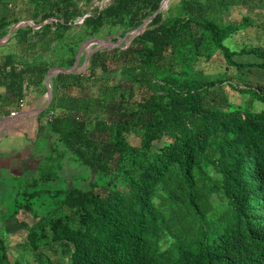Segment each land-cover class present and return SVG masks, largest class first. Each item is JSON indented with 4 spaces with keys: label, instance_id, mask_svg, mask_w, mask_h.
Here are the masks:
<instances>
[{
    "label": "trees",
    "instance_id": "trees-1",
    "mask_svg": "<svg viewBox=\"0 0 264 264\" xmlns=\"http://www.w3.org/2000/svg\"><path fill=\"white\" fill-rule=\"evenodd\" d=\"M161 3L27 1L38 27L30 40L31 26L16 27L15 44L35 54L9 53L0 64V86L19 100L24 80L44 94L50 70L80 67L83 42L133 37L94 49L81 71L51 76L36 143L57 156L2 187L15 198L0 221V264H264V83L205 79L197 67L224 60L263 71L264 44L245 40L235 50L224 40L263 31L264 0H178L157 11ZM252 53L263 60H235ZM225 83L248 99L231 105ZM58 96L85 104L61 109ZM46 158L58 165L40 164ZM69 161L89 169L70 185L61 170ZM10 219L26 230L24 258L14 262L2 227Z\"/></svg>",
    "mask_w": 264,
    "mask_h": 264
},
{
    "label": "crops",
    "instance_id": "crops-1",
    "mask_svg": "<svg viewBox=\"0 0 264 264\" xmlns=\"http://www.w3.org/2000/svg\"><path fill=\"white\" fill-rule=\"evenodd\" d=\"M27 1L0 0V23L4 19L10 22L9 28H0V64L5 55L9 53L18 57L24 55L33 56L35 54L28 44V49L22 48L24 44L21 47L15 44L16 37H14V32L16 27L31 26L33 29L27 34L29 40L31 39L29 35L38 27L26 14V7H28ZM5 30L6 33H4ZM262 33H264V30ZM35 49L41 50L37 45ZM19 80L21 81V79ZM49 82L50 87H53L54 90L56 81L52 86L50 77ZM23 85L25 94L22 98L24 100V106L22 108L19 107L20 100L14 97L5 85L0 86V180L10 175L11 177L21 176L28 170H35L40 159L45 156L37 148L36 143L38 124L40 120L42 121V118L38 116L41 112L38 113L36 110L46 103L48 98L47 88L46 92L42 94L33 85H27L26 80H24ZM52 96H54L53 91ZM68 99L73 100L70 97L58 96L55 99L56 105L59 108H65L68 106ZM12 112L15 113L12 114ZM8 182L4 181L0 183V194L3 190L2 187Z\"/></svg>",
    "mask_w": 264,
    "mask_h": 264
},
{
    "label": "rangeland",
    "instance_id": "rangeland-1",
    "mask_svg": "<svg viewBox=\"0 0 264 264\" xmlns=\"http://www.w3.org/2000/svg\"><path fill=\"white\" fill-rule=\"evenodd\" d=\"M107 0H100V3H102V5L104 4V2ZM178 0H162V10H165L169 3H176ZM99 1H95V4L98 3ZM234 17H238L237 14L233 15ZM111 29H105L104 33L110 31ZM103 33V34H104ZM246 34V35H245ZM112 36L109 35L106 38L103 37H96L93 38L91 41L87 40L85 42L82 43V50L79 53V56H84V60H86L88 62V57L90 52H92L94 49H96V47H100V46H107V47H113L115 45H119L121 42L125 41L126 38L122 37L119 38L117 43L118 44H113L111 41ZM99 40V41H98ZM245 40H249V42L251 44H264V33H262V31L257 30L256 28H249L248 31L246 32V30L243 31H239L237 34L234 35V37H227L224 40V43L229 46L231 49H239L242 46V42L245 43ZM127 41V40H126ZM3 42V41H1ZM130 41L128 40L127 43H129ZM100 43V44H98ZM48 44H44L43 48H48L47 46ZM80 50V48H79ZM264 51V50H263ZM261 56H257L256 54L252 53V54H242V55H238L235 56V60L237 62H250V61H261L263 60V58H260ZM84 63V61H83ZM83 63L80 65V67L77 65L75 67H77V69L79 71L85 69V66L83 65ZM87 64V63H86ZM198 68L203 70V77L205 79H214L215 77H217L218 75L222 74V77H224L226 80L231 81L237 85H244V83H248L250 82L251 84H256L258 82H263L264 83V70H241L239 68H236L235 66H227V64L225 63L224 60H220V61H202L198 66ZM249 75V76H248ZM248 76V77H247ZM218 86H214L212 87L213 89L211 90V96H218ZM97 92L99 91V94H101L100 89L97 88L96 89ZM221 95L223 94L224 97L226 98V100L231 104V105H238V104H243L247 99H248V94H244V93H240L235 89H232L231 87H229L227 85V83L223 84V89ZM88 92V91H87ZM90 93V92H88ZM86 94V91L81 92V97L84 98ZM95 94V93H94ZM91 95V93H90ZM93 95V94H92ZM97 96V95H96ZM68 106H74L75 104H85V101L82 99H68ZM261 104L258 103V101H254L253 104V108H258ZM130 141L136 143L138 141L137 137H134L132 135L129 136ZM161 144V142H156V145ZM56 149V148H54ZM40 150L42 151V153H44V155L46 156H50V154L52 153L53 149L51 146H45V147H41ZM54 156H57V153L53 152L52 153ZM40 164H42L43 166H56L58 165V162L56 160H53L52 162H48V159L46 158V160L42 161ZM64 168H62V172L64 173L63 175H65L68 179V184L70 185L72 182L71 177L73 176V179H77V178H84L87 175L88 172V168H83L81 167V165L75 161H69L66 162L64 165ZM61 173V172H60ZM62 175V176H63ZM4 181H9L10 183H14L16 182V184L20 183L19 179L20 176H15V177H11L7 176L5 178H3ZM0 180V183H3L2 180ZM5 188H3L1 194H0V221L2 220V218L4 216H6L5 213H3L4 208H10L12 202H14V198L15 195L10 191V192H3ZM11 194V195H9ZM22 225L18 222H16L14 219H10L4 223H2V227L5 228L7 230V234H8V255L9 258L11 260V262H14L16 259L19 260V258H24V249H22L21 245H20V241H22L25 237V232L26 230H22L23 228H20ZM20 229L19 232H12L14 230Z\"/></svg>",
    "mask_w": 264,
    "mask_h": 264
},
{
    "label": "water",
    "instance_id": "water-1",
    "mask_svg": "<svg viewBox=\"0 0 264 264\" xmlns=\"http://www.w3.org/2000/svg\"><path fill=\"white\" fill-rule=\"evenodd\" d=\"M164 1V0H163ZM161 7H162V3H161V5H160V7H159V9L157 10V11H160L161 10ZM152 17V16H151ZM151 17H149L148 19H146L136 30H135V32L136 33H139V32H141L143 29H144V27L146 26V24L149 22V20L151 19ZM132 37H133V35H131L130 37H125L127 40H131L132 39ZM92 39H89V41H91ZM99 41V40H98ZM98 44H100V43H98ZM113 44H115V43H113ZM116 44H118L117 42H116ZM98 47H96V49H97ZM82 50V46L80 47V50H79V52L77 53V59H78V57H79V53H80V51ZM86 63H87V61L86 60H84V63H83V65L86 67ZM76 64H77V62L75 63V65L74 66H72L70 69H67V70H65V69H52V70H50L49 72H48V74L46 75V78H45V85H46V88H47V96H48V98H47V101H46V103L44 104V105H42V106H40L36 111L39 113V112H42L44 109H46L48 106H49V104H50V102H51V100H52V89H51V87H50V82H49V79H50V77L53 75V74H55L56 72H58V71H65V72H73L74 71V69H75V66H76Z\"/></svg>",
    "mask_w": 264,
    "mask_h": 264
},
{
    "label": "built area",
    "instance_id": "built-area-1",
    "mask_svg": "<svg viewBox=\"0 0 264 264\" xmlns=\"http://www.w3.org/2000/svg\"><path fill=\"white\" fill-rule=\"evenodd\" d=\"M19 104H20V107H23V106H24V100L21 99L20 102H19ZM14 113H15V112H12V114H14ZM53 113H54L53 110H51V111L49 112V114H48V116H47L49 120L51 119V116L53 115Z\"/></svg>",
    "mask_w": 264,
    "mask_h": 264
},
{
    "label": "clouds",
    "instance_id": "clouds-1",
    "mask_svg": "<svg viewBox=\"0 0 264 264\" xmlns=\"http://www.w3.org/2000/svg\"><path fill=\"white\" fill-rule=\"evenodd\" d=\"M20 107V106H19ZM22 108V107H21Z\"/></svg>",
    "mask_w": 264,
    "mask_h": 264
}]
</instances>
